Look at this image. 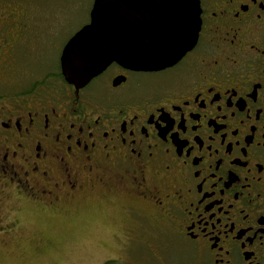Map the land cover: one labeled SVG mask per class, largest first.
Instances as JSON below:
<instances>
[{
    "label": "flooded vegetation",
    "instance_id": "flooded-vegetation-1",
    "mask_svg": "<svg viewBox=\"0 0 264 264\" xmlns=\"http://www.w3.org/2000/svg\"><path fill=\"white\" fill-rule=\"evenodd\" d=\"M67 2L41 26L37 0H0V259L13 239L49 241L48 220L85 218L124 246L161 231L159 264H264V0H199L178 62L113 61L80 88L61 56L90 15L56 60L42 50Z\"/></svg>",
    "mask_w": 264,
    "mask_h": 264
},
{
    "label": "water",
    "instance_id": "water-1",
    "mask_svg": "<svg viewBox=\"0 0 264 264\" xmlns=\"http://www.w3.org/2000/svg\"><path fill=\"white\" fill-rule=\"evenodd\" d=\"M90 22L63 48L62 72L77 88L117 61L138 70L166 68L199 35V0H94Z\"/></svg>",
    "mask_w": 264,
    "mask_h": 264
},
{
    "label": "rangeland",
    "instance_id": "rangeland-1",
    "mask_svg": "<svg viewBox=\"0 0 264 264\" xmlns=\"http://www.w3.org/2000/svg\"><path fill=\"white\" fill-rule=\"evenodd\" d=\"M37 3V6H30L31 14L36 15L35 23L41 26L54 24L52 0H37ZM91 3L92 0H68L66 12L68 27L71 28L68 30L66 27L57 42L55 37L46 38L42 50L44 53L46 51L47 57L56 60L63 42L66 41L64 37L67 33L77 30L78 26L88 19ZM42 41L39 39L37 44L33 43L34 45L28 47L31 55L34 46H40ZM28 218H34L31 227L39 229L37 227L43 220L32 215ZM79 220H82L81 223ZM85 220L78 218L74 226L66 223L60 226L52 223L51 220L46 221V227L55 228L53 235L47 236L49 241H42L32 236L13 239L4 246V255L0 259V264H104L110 258H118V262L113 264H159L154 253L157 252L161 256L163 255L161 253L167 250L168 239L161 231L145 232V235L152 240L153 248L140 247L138 244L129 245V243L124 246V244L119 245L118 238L112 235L111 229L102 231V225H98V228L88 227ZM47 232L51 233V230L48 229Z\"/></svg>",
    "mask_w": 264,
    "mask_h": 264
}]
</instances>
